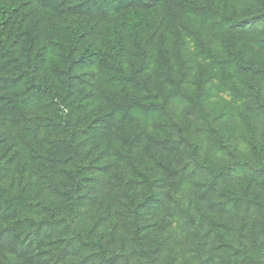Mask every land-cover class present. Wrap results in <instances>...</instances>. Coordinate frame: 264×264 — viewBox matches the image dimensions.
<instances>
[{
    "label": "rangeland",
    "instance_id": "374dc122",
    "mask_svg": "<svg viewBox=\"0 0 264 264\" xmlns=\"http://www.w3.org/2000/svg\"><path fill=\"white\" fill-rule=\"evenodd\" d=\"M256 2L239 0L232 18L235 23L245 22L246 29L259 27L255 38H250L252 32L245 33L231 47L204 28L205 44L213 43L222 56L234 49V56L249 64L245 74L211 66L194 52L190 39L184 51L169 45L173 49L167 70L159 55L161 40L155 39L148 50L125 49L119 74L130 83L125 78L114 86L105 77L108 68L98 61L72 65L70 59H77L80 51L71 54L66 45H52L48 23L36 26L34 35L42 46L31 50L33 56L41 55L36 77L52 85L55 93L33 90L28 92L31 95L22 94L30 85L28 77L17 69H0V96H10L0 97V264H26L25 257L47 261L48 247H57L59 237L71 232L69 227L80 231L85 225L95 226L98 204L105 200L113 204L108 226L125 227L132 246V236L140 228L150 235L151 245L171 235V244L181 246L189 258L194 254L188 250L195 245L189 198L194 208H203V224L211 231L213 244L221 229L229 233L231 219H238L244 210L250 213L244 201L236 204L234 193L242 194L248 187L252 195L257 183L264 184V26L254 20L253 15L261 11ZM38 3L31 0L32 6ZM16 49L26 59V47ZM144 60L148 63L139 70ZM148 90L154 96L151 99L145 97ZM112 92L122 101L134 102L133 108L139 110L131 111L125 124L108 134L106 143L93 137V125L96 111L105 107V98ZM81 157L85 168L79 179L87 185L77 190L83 195L81 221L66 217L61 222V214L51 218L46 204L52 207L60 202L57 187L64 190L74 183L67 172L77 167ZM119 177L130 180L135 188L126 193L118 185ZM23 194L29 200L13 204L15 195ZM119 195L123 203L115 200ZM147 198L155 207L147 208ZM143 207L146 212L140 214ZM32 224H40L43 230L36 241L31 237ZM104 224L97 234L101 229L109 236L106 220ZM24 246L29 253H41L30 256L22 250ZM116 248L114 243L111 253L97 257V252L87 256L92 249L83 247L86 260L82 264H108ZM114 261L121 264L120 259Z\"/></svg>",
    "mask_w": 264,
    "mask_h": 264
},
{
    "label": "trees",
    "instance_id": "16d2710c",
    "mask_svg": "<svg viewBox=\"0 0 264 264\" xmlns=\"http://www.w3.org/2000/svg\"><path fill=\"white\" fill-rule=\"evenodd\" d=\"M39 1L40 3L32 6L31 0H0V69H17L21 71L22 76L26 75L30 85L22 91V94L27 93L28 95H31L33 90L42 93H55L53 86L47 81L37 80L36 70L41 65V55L39 56L40 53L36 56L31 54V50L42 47L37 45L39 44L38 38L34 35L36 26L41 22L49 25V33L53 37L50 41L52 45H60V43L66 45L71 48V54L75 53L76 49L80 51V56L77 59L69 58L72 65L80 63L86 66V64L98 61L101 66L108 68L105 77L114 86H117L116 84L120 81H124L125 78L130 83L128 77L119 74L124 63L122 57L125 49L148 50L154 46L155 39L161 40L159 45L162 46V50L159 55L165 60L167 70L173 49L169 45L176 47L174 49L178 52L184 51L185 42L190 39L195 46L194 52L198 56L205 57L211 66L245 74L249 64L244 63L241 57L237 59L234 56V49H231L229 55L222 56L217 54L213 43L205 44L204 28L214 35H218L222 42L226 40L231 47H233L234 41L244 37L245 33L252 32L250 38H255L259 28L246 29L242 25L245 23L242 20L240 23L239 21L235 23L232 20L239 0H211L210 2H205V0ZM255 4L261 11L257 12V15H253L254 20L256 18L257 22H263L264 26V0H257ZM230 10H232L231 14ZM60 34H64L65 37L59 38ZM18 45H24L28 50L26 59L17 55ZM66 56L68 57V53ZM147 63L146 60L140 61L139 70ZM255 71L257 70L255 69ZM14 78L12 76V80ZM4 95L0 97H10ZM145 97L151 99L154 96L148 90ZM104 102L105 107L96 111L93 125V131L96 130V132L93 137L95 139L99 137L107 143L108 134L111 135L114 128L118 129L123 126L126 116L131 111H138L139 107L133 108L135 107L134 102L122 101L114 92L107 95ZM145 108L148 110V107ZM103 166L105 165L98 168L93 178L97 177V172ZM84 168V160L81 157L77 167L67 172L74 183L64 190L57 187L61 197L60 202L52 207L46 204L51 218L61 214L59 216V219H62L61 222L66 220V217L68 220L78 221V223L81 221L79 218L82 204H84L81 202L83 195H80V191L77 192V190L87 186L84 183L82 185V179H79ZM157 182L160 183L161 179H158ZM79 183L81 185L76 186ZM133 184L130 180L125 181L124 177H119L118 185L126 193L127 189L135 188ZM245 190L242 194L239 191L234 193V201L236 204L244 201L250 209V213L244 210L238 219H231L229 224L227 223L230 225L229 233L221 229L216 244L211 243V231L206 230L203 224L204 215L200 213V210L204 211L203 208H194L193 198L188 199L187 205L191 210L188 214L194 225L193 241L195 242L194 248L188 251L189 253L192 251L193 257H187V253H184L186 251L181 246L172 245L171 235V237L164 235L162 239H159L158 244L151 245L150 235L142 232L140 228H137L132 236L135 241L132 246L125 227L116 225L110 228L108 226V222L113 217V212L110 211L113 204L105 200L98 204L100 213L95 219L93 228L89 229L85 222H83L85 228L80 231L78 228L73 230L72 227H69L71 232L62 235L65 237H59L60 244L57 247H48L49 259L47 261L45 258L38 260L39 257L33 259L25 257L26 264H82L86 260L82 254L83 247L92 249L89 250L87 256H92L97 252L98 257L104 252L111 253L110 248L114 243L118 245V248H116V254L110 255L111 257L107 259H112L108 264H115V259L116 263L120 259L121 264H264V184L257 183L252 188V195L249 194L248 187ZM132 194L136 196L134 193ZM122 196H116L115 200L123 203ZM14 199L16 201L13 204H23L29 200V196L26 194L15 195ZM147 201V208L155 207L153 200L147 198ZM193 209L196 210L192 211ZM37 211L39 215L42 214L38 209ZM139 212L140 214L145 213L146 207L140 209ZM105 220L107 221L106 227L111 230L109 236L104 235L105 231H101V229L97 234V228L105 227ZM39 226L40 224L37 227L32 224L33 235L31 237L35 241L36 236L43 232ZM23 227L25 228L26 225L23 224ZM29 233L32 234L31 231ZM102 234L105 239L101 238L102 241L93 246L99 240V235ZM75 242L76 246L74 247L72 244ZM30 244L32 243H28V245ZM22 250L25 251L24 253H29L26 246ZM165 250L167 251L166 255H164ZM35 253L40 254L41 251H34L29 255L32 256ZM51 254L54 256L52 263ZM98 264H102V262Z\"/></svg>",
    "mask_w": 264,
    "mask_h": 264
}]
</instances>
